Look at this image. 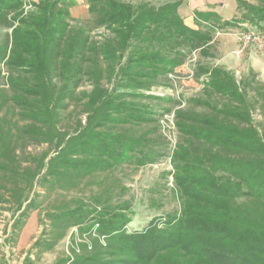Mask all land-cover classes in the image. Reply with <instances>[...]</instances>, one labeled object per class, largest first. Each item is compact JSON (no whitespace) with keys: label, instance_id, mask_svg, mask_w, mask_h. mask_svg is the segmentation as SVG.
<instances>
[{"label":"rangeland","instance_id":"1","mask_svg":"<svg viewBox=\"0 0 264 264\" xmlns=\"http://www.w3.org/2000/svg\"><path fill=\"white\" fill-rule=\"evenodd\" d=\"M25 1L23 11L18 10L20 14L11 13L9 22L0 20V50L7 46V52L0 56V264H78L96 254L107 258L106 237L95 224L100 213L107 218L117 212L127 213L131 218L125 227L128 233L146 229L153 220L167 221L179 216L182 199L175 183L174 154L182 147L191 154L195 150L192 138L178 126L184 122L192 124L195 119L191 121L189 117L221 120L224 117L220 110L231 109L243 114V120L234 123L253 128L264 139V47L245 44L244 40L248 32L262 29L243 17L248 14L246 4L263 7L264 0H203L206 3L197 9L192 7V0H118L155 8L180 1L178 10L184 23L197 30L211 28L213 39L194 50L180 47L187 55L184 62L157 78L147 75L132 82L127 71H121L111 82L103 79L93 83L85 79L66 98L59 96L61 81L43 78L39 88L51 92L44 95L50 100L54 115L21 107L13 99L25 94L20 83L27 79L34 83L36 76L32 69L33 75L28 73L27 67L7 65L20 19L37 13V7L30 2L38 0ZM77 1L87 6L88 14L73 12L71 8L65 20L89 30L92 41L112 37L105 27L108 23L97 26L99 19L89 12L88 0ZM196 11L216 12L222 20L212 28L210 23H214V18L210 23L197 20ZM234 18L238 24L220 27L223 21ZM135 46L134 50L139 48L138 44ZM131 50L126 52V58ZM214 68L232 77L234 90L243 94L241 102L210 88ZM98 91L102 100L125 91L146 94L127 95L124 99L153 112L150 121L100 129L105 134H117L132 128L137 136L144 138V143L133 146L127 142L123 149L120 145L100 148L94 126L80 129L88 124L89 114L99 105L92 101ZM38 98L32 100L36 104L44 100ZM33 114L41 121L33 119ZM83 132L92 135L76 138L65 146L73 135ZM85 141L90 145H84ZM104 149L101 158H108L113 166L98 170L93 166V158ZM214 149L201 144L197 152L204 156L205 152L214 153ZM177 162L184 164L182 160ZM252 205L253 199L238 198L234 211L250 212ZM258 207L264 213V204ZM67 212L74 214L60 216ZM73 218H81L77 222L82 223L75 225ZM114 221L117 223L119 219Z\"/></svg>","mask_w":264,"mask_h":264},{"label":"trees","instance_id":"2","mask_svg":"<svg viewBox=\"0 0 264 264\" xmlns=\"http://www.w3.org/2000/svg\"><path fill=\"white\" fill-rule=\"evenodd\" d=\"M31 3L37 7V13L20 19L14 30L7 65L27 67L29 69L25 70L30 74V69L34 71L35 82L22 81L20 85L25 94L13 99L21 107L40 113L54 115L51 102L44 95V92H51L39 88L43 78H57L62 82L60 98L71 96L85 79L93 83L103 79L111 82L121 71H127L132 82H136V77L147 75L157 78L184 62L187 55L179 50L180 47L194 50L213 39L211 28L197 30L184 23L178 10L180 1L155 8L118 0H88L89 12L99 19L97 26L108 23L105 27L113 34L112 37L103 36L100 41H92L89 30L65 20L70 9L78 4L77 0ZM26 4L25 0H0V20L9 22L10 14L19 13ZM246 9L248 14L243 17L264 30V6L246 4ZM212 18L213 24L210 23ZM196 19L210 23L212 28L215 22L222 20L216 12L199 11H196ZM233 24H238L235 18L223 21L220 27ZM135 44L139 48L134 50ZM130 49L131 54L126 58ZM5 52L7 46L0 50V56ZM211 77L209 83L214 92L234 101L244 99L241 91L234 90L232 77L222 69H212ZM127 95L146 96L141 92L125 91L102 100L98 91L93 98L92 101L99 105L89 114L88 124L80 129L94 126L100 148L120 145L123 149L127 142L133 146L144 143V138L137 136L132 128L117 134L100 131L107 125H141L152 119L153 112L129 103L124 99ZM36 96L44 100L36 104L32 100ZM219 113L224 117L221 120L189 117L191 121L195 119L192 124L178 123L196 144L193 154L184 147L174 154L175 183L182 199L180 215L167 221L153 220L146 229L128 233L125 227L131 218L127 213L117 212L109 218L100 213L95 224H98V232L106 237L109 254L107 258L96 254L78 264H264V213L258 207L264 204V139L253 128L234 123L243 120L242 113L231 109ZM31 117L41 121L35 114ZM84 135L91 137L92 133L73 135L65 146ZM83 144L90 145L87 141ZM201 144H209L215 152L200 156L197 151ZM105 150L93 158V166L98 170L113 166L108 158H101ZM178 160L184 164H179ZM73 161L68 160L69 163ZM244 197L253 199V211H234L235 201ZM73 214L67 212L60 216L66 218ZM81 218H73L74 224L82 223L77 222ZM116 218L119 219L117 223Z\"/></svg>","mask_w":264,"mask_h":264},{"label":"built area","instance_id":"3","mask_svg":"<svg viewBox=\"0 0 264 264\" xmlns=\"http://www.w3.org/2000/svg\"><path fill=\"white\" fill-rule=\"evenodd\" d=\"M245 44L254 43L259 47H264V30L260 32H248L245 34Z\"/></svg>","mask_w":264,"mask_h":264},{"label":"crops","instance_id":"4","mask_svg":"<svg viewBox=\"0 0 264 264\" xmlns=\"http://www.w3.org/2000/svg\"><path fill=\"white\" fill-rule=\"evenodd\" d=\"M192 1H193V6L192 7L195 8V9H197V7H199L201 4L206 3L203 0H197V1L192 0ZM72 9H73V12L75 10L77 13H85L84 15L88 14L87 6L79 5V3L77 5H75V6H73Z\"/></svg>","mask_w":264,"mask_h":264}]
</instances>
